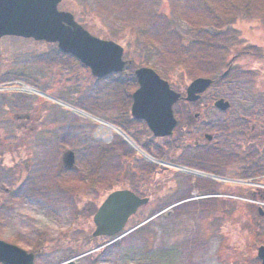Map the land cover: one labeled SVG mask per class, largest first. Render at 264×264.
I'll return each instance as SVG.
<instances>
[{
	"label": "rangeland",
	"instance_id": "374dc122",
	"mask_svg": "<svg viewBox=\"0 0 264 264\" xmlns=\"http://www.w3.org/2000/svg\"><path fill=\"white\" fill-rule=\"evenodd\" d=\"M251 2L250 16L262 14L264 19V0ZM58 8L73 13L91 34L121 45L123 59L153 68L176 91L188 84L186 75L191 80L198 73L208 76L224 70L210 60L202 67L195 64L190 72L199 58L194 39L201 32L214 31L209 25L211 14L216 13V19L230 10L243 11L241 6H228L227 0H61ZM245 20L236 21L243 23L233 36L235 49L253 44L258 56L238 59L231 74L205 94L213 97L205 121L209 129L223 130L220 141L230 151L231 145L248 142L242 119H255L264 110V27L253 29ZM169 21L176 28L174 33L169 32ZM178 34L186 41L184 47ZM231 38L227 34L224 42L231 45ZM56 47V43L31 37H0V239L33 253V264H259L251 236L243 230L256 221L264 225V197L260 196L264 169L249 177L224 171L217 179L178 170L172 165L193 168L185 165V156L193 151L202 155L198 147L197 152L190 149L186 139L188 118L195 108L178 103L176 114L182 117L184 128L171 138L154 137L146 123L127 114L112 95L111 86L121 74L95 77L72 59L55 60ZM223 53L225 60L231 58L228 50ZM178 60L184 79L173 74ZM208 66L213 67L205 72ZM136 87L121 95L126 97ZM221 97L230 102L226 111L214 104ZM127 131L135 139L125 135ZM176 140L179 146L168 153L162 144ZM149 142L153 143L151 151L142 148ZM124 145L127 152L122 150ZM100 146L111 148L112 155L98 162L92 170L94 181H89L86 167L97 164ZM157 146L164 148L166 159L160 157ZM68 150L75 154L70 168L64 163ZM146 154L164 162L157 175L150 163L158 162L148 160ZM146 174L150 175L140 180ZM195 177L198 183L191 185L189 179ZM205 178L214 182H199ZM244 187L251 188L241 190L247 195L240 196L237 191ZM115 189H127L149 200L119 233L85 242L82 237L91 235V218L99 201ZM181 198L186 200L171 206ZM239 214L241 227L235 224ZM41 233H46L47 240L33 252Z\"/></svg>",
	"mask_w": 264,
	"mask_h": 264
},
{
	"label": "water",
	"instance_id": "95a60500",
	"mask_svg": "<svg viewBox=\"0 0 264 264\" xmlns=\"http://www.w3.org/2000/svg\"><path fill=\"white\" fill-rule=\"evenodd\" d=\"M61 0H0V37L17 36L57 43L64 53H70L90 69L95 77L122 71L123 48L112 40L90 34L71 12L59 10ZM137 88L132 92L131 115L142 119L154 136H167L176 119L172 106L180 93L170 88L152 68L140 66L134 71ZM212 83L208 77H196L186 88L184 100L195 101ZM220 110L229 103L220 98L214 102ZM67 167L73 166L74 153L64 155ZM127 189H115L102 198L92 217V236H111L119 232L137 208L147 203ZM257 257L264 264V245L257 248ZM1 264H33V253L0 239Z\"/></svg>",
	"mask_w": 264,
	"mask_h": 264
},
{
	"label": "trees",
	"instance_id": "16d2710c",
	"mask_svg": "<svg viewBox=\"0 0 264 264\" xmlns=\"http://www.w3.org/2000/svg\"><path fill=\"white\" fill-rule=\"evenodd\" d=\"M228 1V6L230 7H235L236 6H241L243 11L240 13L237 10H230L229 14H224L221 15L223 19H228L226 21H220L222 18L217 16L215 19L216 13H213L210 15L212 21L209 25H211L214 28V31L211 33H202L200 36H195L194 42L197 44V50L199 53V58L196 63H194L191 67H189L190 72L195 70V64H209L210 60L213 62H217V64L221 65V67H224V70L229 67L228 72L225 75H222L221 73H212V75H208L211 78L214 79V84L216 82L222 81L227 75L231 74L232 67L234 66V62H236L238 59L243 58V57H256L258 56L257 53L254 52L256 45L249 44L246 47H243L242 49H235V45L237 43V38L233 37L234 34L236 33L237 29L240 28V25H242L243 22L237 23L236 21L239 18H245V21H248L250 26L254 29L257 28L258 26H263L264 27V19L261 18L260 14L258 17H251L249 14L248 6L252 5L251 0H227ZM234 16V17H232ZM235 16L237 17V20L235 19ZM209 17V18H210ZM254 22V23H251ZM168 29L169 32H175V26H173L172 22H168ZM229 29V30H227ZM252 30V29H251ZM199 32L197 30L196 34ZM229 35L231 38V45H227L226 42H224L225 36ZM178 37V42L180 41L182 47H184L185 44V39H183L179 34L177 35ZM224 43V44H223ZM228 46V47H226ZM228 50L231 53V58L229 60H225L224 56V51ZM252 50V51H251ZM56 53V58L55 60H61V62L65 59H72L73 62H78V64L82 67L83 65L80 64V62L74 58L73 56L69 54H64L62 53L57 47L55 51H53V54ZM217 55V58H212L211 55L215 56ZM224 56V57H223ZM127 66L124 68V70L121 73H117L122 75L121 79H116L113 82V85L111 86V91L112 95L118 99V102L120 103V106H123L125 108L126 113H129V107L131 103V94L128 93L127 96L125 97L124 95H121L123 92L127 91L128 89L134 88L137 86L136 84V78L134 75V69L138 67L137 64L133 63V61H130V59H127ZM181 61L178 60L174 64L175 70L173 71V74H179V70L181 69ZM212 68L213 66H208L205 68V72H208V68ZM215 67V66H214ZM85 68V67H84ZM112 76L114 74H111ZM201 75V73H198V76ZM180 77L183 79L185 78V75ZM166 78H169L170 81L172 82V79L169 76H165ZM190 76L186 75L185 81L188 82L190 80ZM260 80V79H259ZM262 82V81H261ZM262 83H260L261 85ZM264 84V83H263ZM128 88V89H127ZM130 92V90L128 91ZM122 96V97H121ZM124 96V97H123ZM113 97V98H114ZM120 111H122L120 109ZM181 119H178V125L179 127L181 125ZM134 121V120H133ZM136 121V120H135ZM139 122V121H138ZM140 123V122H139ZM193 122H191L192 124ZM190 126V125H189ZM176 127V128H177ZM129 131H127L128 133ZM176 132V129L174 130L173 134ZM186 133H187V141L190 140L191 144L189 146L190 149H195L196 147L193 146V141L194 139L191 137V133L188 132L186 128ZM130 136L131 134L128 133ZM173 134L168 136L167 138L173 137ZM245 137L246 133L243 134ZM186 134L184 135V137ZM132 137V136H131ZM134 138V137H132ZM166 138V137H165ZM135 139V138H134ZM163 139V138H160ZM185 139V140H186ZM167 143V144H166ZM153 143H148L146 145H142V148L144 149H149ZM163 146L166 147L167 152L169 153V150L172 151L176 149L177 146H179V140L176 141H167L162 144ZM177 145V146H175ZM231 146H234L233 150H228L225 148H219V147H208L204 151L202 155L197 153H190L189 156H185V165H188L190 167L198 168L206 172L214 173V174H219L222 175L221 172L227 171V174L229 173L230 175L233 174H240L243 177H249V176H254L257 173H261V171L264 169V131L262 133H257L252 135V140H249V144L246 142L245 145H241L240 143L238 144H233ZM237 146V148H236ZM161 146H157V151L160 155L161 158L166 159V154L163 153L164 148H160ZM122 150H125L127 152V147L125 145L122 147ZM149 151H151L149 149ZM176 151V150H175ZM103 155V156H102ZM112 155V149L111 148H103V146H100L95 154V160L97 164H92V167H86L87 169V179L90 181H94L93 177L91 176L93 171L95 170V166L98 167L99 163L104 156H110ZM122 155V154H121ZM261 158H263V162H261ZM258 159V160H257ZM151 168H156L157 165H154L153 163H150ZM147 170L150 168L147 166ZM223 169V170H220ZM93 170V171H92ZM199 179V178H197ZM141 180V179H140ZM135 181V180H134ZM199 182L202 183H209V182H214L209 179H204V180H199ZM202 186H207V185H202ZM251 187H244L243 189H238L237 193L240 194V196H245L247 193L245 191L241 190H248ZM207 192V191H206ZM244 194H243V193ZM260 196L264 197V194L261 193ZM177 202V201H176ZM215 202V201H212ZM242 204V202L240 203ZM96 206V205H95ZM94 210V209H93ZM91 210V214L93 212ZM89 216V214H88ZM243 216L238 215L235 219V224L239 225L240 227L244 224L241 222ZM259 219H262V217H259ZM90 222V221H89ZM91 225V222H90ZM243 232L247 233L250 235V241L253 242V248L259 244H264V225H261V223L253 222V224H247V227ZM82 238H85V242H89L90 239H95L92 238L91 235H84ZM109 238V237H106ZM47 240V235L46 233H41V235L37 238V240L34 243V247H32L33 252H37L39 250V247L42 246V244L45 243ZM91 247L88 249H83L82 251H76V253H83L88 250H90ZM235 256V255H234ZM236 257V256H235ZM238 259V257H236Z\"/></svg>",
	"mask_w": 264,
	"mask_h": 264
},
{
	"label": "flooded vegetation",
	"instance_id": "af4514ba",
	"mask_svg": "<svg viewBox=\"0 0 264 264\" xmlns=\"http://www.w3.org/2000/svg\"><path fill=\"white\" fill-rule=\"evenodd\" d=\"M256 48V47H255ZM179 92L181 93V97H183L185 95V92H186V86L185 87H182ZM207 91H205L200 99L196 102H186L184 101L182 98L180 99V101L182 103H188V105H192V107L195 108L196 111H194L192 113V115L197 112L198 114V117L197 118H194L193 116H189L190 118H188V125L194 121V125L197 126V128H193L190 124V126L187 128L188 132L191 133V137H194L195 140L194 142L192 143L193 146L192 147H198L200 152H202V154L204 153V151L206 150V148L208 147H219V148H223L222 146V141H220L221 139V136L223 134V130L220 131V132H216L215 130H212V129H209L210 127H208V124L207 122L205 121V115H207V113L210 111L209 110V105L212 103L210 101H212L213 97H208L205 96ZM259 95H260V92H259ZM261 96V95H260ZM173 112L175 113V110H173ZM258 113V112H256ZM264 110L262 111L261 114H258L257 116H255V119H259L260 116L261 119L259 120H255V119H252V117L250 116L251 115V112H250V118L249 117H244L242 119V123L243 125H245V128H244V133H246V138L248 140V144H249V140H252V135L253 134H257V133H262L264 131ZM191 115V114H189ZM181 118V117H180ZM249 121H253L251 123H249ZM187 125V126H188ZM226 126V125H225ZM181 128V125L179 127L176 128V131L177 130H180ZM184 127L182 126L181 129H183ZM209 131H212V136L210 139H208V137L206 136L207 133H209ZM225 136L227 134H224ZM228 136V135H227ZM229 137V136H228ZM163 138V137H161ZM151 146H153L151 144ZM177 146V145H175ZM175 152V151H174ZM155 171V169L153 170V172ZM157 175V174H156ZM152 178H154V176H152Z\"/></svg>",
	"mask_w": 264,
	"mask_h": 264
},
{
	"label": "bare ground",
	"instance_id": "6f19581e",
	"mask_svg": "<svg viewBox=\"0 0 264 264\" xmlns=\"http://www.w3.org/2000/svg\"><path fill=\"white\" fill-rule=\"evenodd\" d=\"M77 113H79V114H81V115H86V116H89L86 112H83V111H77ZM102 124L103 125H106L108 128H114V129H116L115 127H113L112 125H109V124H107V123H105V122H103L102 121ZM190 172V171H189ZM191 172H195V173H198L199 174V172H197V171H195V170H193V171H191Z\"/></svg>",
	"mask_w": 264,
	"mask_h": 264
}]
</instances>
